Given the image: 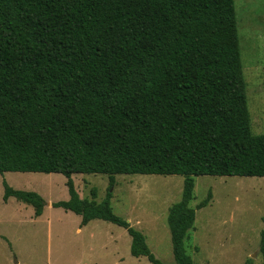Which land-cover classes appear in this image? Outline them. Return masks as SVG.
Here are the masks:
<instances>
[{"label":"trees","instance_id":"trees-1","mask_svg":"<svg viewBox=\"0 0 264 264\" xmlns=\"http://www.w3.org/2000/svg\"><path fill=\"white\" fill-rule=\"evenodd\" d=\"M0 172L65 174L70 197L52 206L125 227L153 264L110 190L82 198L72 175L106 173L110 188L119 173L184 175L168 224L176 262L195 264L193 176L264 177L235 0H0ZM4 188L43 214L39 193Z\"/></svg>","mask_w":264,"mask_h":264},{"label":"rangeland","instance_id":"rangeland-1","mask_svg":"<svg viewBox=\"0 0 264 264\" xmlns=\"http://www.w3.org/2000/svg\"><path fill=\"white\" fill-rule=\"evenodd\" d=\"M246 95L254 134H264V0H235ZM194 227L186 248L195 264H264V177L195 175ZM82 198L102 201L112 193L111 206L131 226L143 232L155 256L164 264L174 258L168 214L183 194L181 174L119 173L110 188L106 173H74ZM35 191L45 200L44 213L10 197L4 182ZM211 192L208 205L199 208ZM63 173L0 172V264H153L133 256L132 237L116 223L82 216L52 203L69 199ZM49 203V204H48Z\"/></svg>","mask_w":264,"mask_h":264},{"label":"crops","instance_id":"crops-1","mask_svg":"<svg viewBox=\"0 0 264 264\" xmlns=\"http://www.w3.org/2000/svg\"><path fill=\"white\" fill-rule=\"evenodd\" d=\"M49 204V203H48ZM45 209V208H44ZM43 213H44V211H43ZM34 214H35V212H34ZM41 216V215H40Z\"/></svg>","mask_w":264,"mask_h":264}]
</instances>
